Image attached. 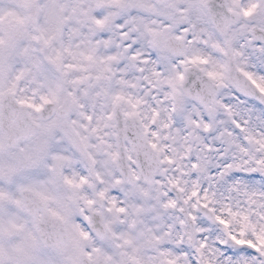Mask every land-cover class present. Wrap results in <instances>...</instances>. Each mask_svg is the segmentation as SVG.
Listing matches in <instances>:
<instances>
[{
    "label": "snow or ice",
    "instance_id": "6c2138e0",
    "mask_svg": "<svg viewBox=\"0 0 264 264\" xmlns=\"http://www.w3.org/2000/svg\"><path fill=\"white\" fill-rule=\"evenodd\" d=\"M0 264H264V0H0Z\"/></svg>",
    "mask_w": 264,
    "mask_h": 264
}]
</instances>
